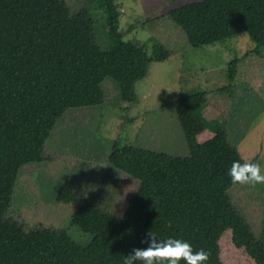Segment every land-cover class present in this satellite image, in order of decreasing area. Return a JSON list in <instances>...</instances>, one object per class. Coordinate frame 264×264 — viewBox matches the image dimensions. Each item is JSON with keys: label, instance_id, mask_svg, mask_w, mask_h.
<instances>
[{"label": "trees", "instance_id": "1", "mask_svg": "<svg viewBox=\"0 0 264 264\" xmlns=\"http://www.w3.org/2000/svg\"><path fill=\"white\" fill-rule=\"evenodd\" d=\"M95 1L112 40L107 50L95 39L90 10L74 16L64 0H0V264H123L133 248L147 246L141 241L149 230L208 250L207 264H225L223 238L229 235L234 248L264 264V241L230 198L242 184H233L228 170L234 160L245 159L225 128L204 116L206 92L176 102L189 157L114 145L110 164L141 188L122 219L91 204L74 213L73 225L93 236L89 244L66 230L26 231L6 220L21 171L45 160L46 144L65 114L102 106L108 78L118 84L122 101L135 105L136 85L147 77L149 64L171 54L158 43L150 54L147 45L126 41L118 0ZM169 16L194 47L249 33L264 57V0H203ZM239 63L231 64V84ZM59 200L75 203L77 197L65 191Z\"/></svg>", "mask_w": 264, "mask_h": 264}, {"label": "rangeland", "instance_id": "2", "mask_svg": "<svg viewBox=\"0 0 264 264\" xmlns=\"http://www.w3.org/2000/svg\"><path fill=\"white\" fill-rule=\"evenodd\" d=\"M74 16L90 10L95 39L103 49L112 40L106 16L95 0H64ZM203 0H118L120 31L126 41L156 43L171 54L149 64L147 77L136 85L138 99L122 101L121 90L110 78L103 83L102 106L70 109L59 121L45 148L42 163L26 165L20 173L14 201L6 220L24 230H66L78 242L92 240L73 225L74 213L91 204L122 219L141 183L113 168L109 162L117 142L175 157H189L190 146L176 102L186 95L208 93L204 116L227 131L229 143L246 161L264 167V57L251 34H238L217 44L194 47L185 30L169 13ZM239 59L233 84L229 70ZM171 90V91H170ZM71 191L77 201L59 200ZM234 209L264 241V184L240 185L230 192ZM225 264H254L244 250L223 238Z\"/></svg>", "mask_w": 264, "mask_h": 264}, {"label": "clouds", "instance_id": "3", "mask_svg": "<svg viewBox=\"0 0 264 264\" xmlns=\"http://www.w3.org/2000/svg\"><path fill=\"white\" fill-rule=\"evenodd\" d=\"M171 91V90H170ZM233 184H264V167L258 162L234 160L228 170ZM142 244L146 247H135L123 258V264H207L210 252L204 248L196 250L186 240L169 237L159 238L149 230Z\"/></svg>", "mask_w": 264, "mask_h": 264}, {"label": "crops", "instance_id": "4", "mask_svg": "<svg viewBox=\"0 0 264 264\" xmlns=\"http://www.w3.org/2000/svg\"><path fill=\"white\" fill-rule=\"evenodd\" d=\"M245 159V158H244Z\"/></svg>", "mask_w": 264, "mask_h": 264}]
</instances>
